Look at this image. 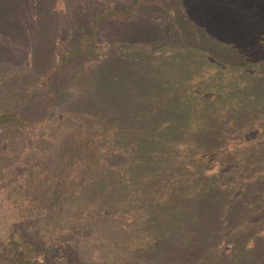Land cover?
I'll return each instance as SVG.
<instances>
[{"label":"rangeland","instance_id":"1","mask_svg":"<svg viewBox=\"0 0 264 264\" xmlns=\"http://www.w3.org/2000/svg\"><path fill=\"white\" fill-rule=\"evenodd\" d=\"M13 1H18L8 4L13 14L5 15L1 9L5 0H0V110L20 113L32 123L0 127V239L10 232L12 222L28 216L39 228L37 235L60 236L85 264H264L260 231L264 220L235 237L231 228L238 224L229 220L223 228L207 212L198 222L192 212L139 207L150 203L145 201L113 210L116 204L111 200L123 198V186L117 193L120 171L127 186L133 181L109 158L117 145L109 122L117 116L127 121L131 112L141 113V121L135 119L137 129L152 117H163L167 142L182 143L179 134L185 135L187 101L191 96L200 100L191 84L201 73L207 81L217 77L213 64L224 49L218 34L224 20L218 17L216 24L214 13L221 7L236 9L225 16L234 22L238 11L245 13L249 4H256V10L264 0H240L245 7L234 6V0H139L131 15L101 18L94 39L83 41L82 52L56 69L52 67L63 51L76 46L78 36L99 13L130 8L132 1ZM258 18L254 16L248 26L264 38V18ZM206 29L210 35L205 46ZM200 49L207 51L202 60ZM249 51L252 47L247 55ZM237 58L227 60L229 65L236 67ZM215 89L223 90L219 85ZM260 134L264 129L258 130L252 146H264L256 142L262 139ZM90 135L92 141L86 143ZM78 145L88 156L79 177L72 179L69 166L82 153ZM36 162L50 172L63 167L65 173L60 179L36 183L30 174ZM109 168L119 171L109 173ZM57 180L59 202L45 214L43 203H49ZM260 181L264 186V176ZM18 226L25 237L30 222ZM139 254L148 257L135 256Z\"/></svg>","mask_w":264,"mask_h":264},{"label":"trees","instance_id":"2","mask_svg":"<svg viewBox=\"0 0 264 264\" xmlns=\"http://www.w3.org/2000/svg\"><path fill=\"white\" fill-rule=\"evenodd\" d=\"M131 1L130 8L121 11L108 9L99 13L90 22L87 32L78 36L76 46L64 50L52 69L60 67L69 57L82 52L83 41L94 39L101 18H122L131 15L139 0ZM11 2L18 4V1L5 0V4L1 5L5 15L11 12L9 7ZM240 2L234 0L232 4L246 6ZM255 5L249 4V10L243 14L241 10H237L238 15L234 18V22L225 16L236 9L221 7L219 11L213 12V21L216 24L218 17L224 20L221 24L222 30L218 33L224 49L218 52L216 63L213 64L214 67L216 66L217 77L207 81L202 78L201 73L195 78L197 86L196 82L194 85L191 84V89L200 100L196 102L191 96V101H187L182 123L183 126L186 125L185 135L179 134L180 139H183L182 143L175 142L172 146L167 142L168 138L164 135L163 127L165 119L160 116L150 118L147 125L143 123L141 129H137L139 124H135L137 117L141 121V113L131 112L125 119L127 121H122L123 119L117 116L109 122L114 126L110 137L117 143L112 147L115 150L110 152L109 158L115 159V162L123 168L122 171L133 181V184L129 182L131 186H127L128 182H125L120 171L122 177L117 193L123 186V198L119 202L111 200V204H116L113 210L118 212L123 206L128 207L130 204L139 206L141 201H145L150 203L139 207L192 212L193 218L198 222L203 220V213L207 212L211 216L210 220L217 222L219 220L223 228L229 220H233L235 225L238 224L231 228L235 237L239 233L252 230L264 220V186H260L262 183L260 179L264 176V146H252L258 130L264 129V38L259 31L252 32L253 30L248 26L254 16L259 17L256 21L264 18L262 16L264 5H259L256 10ZM247 15L250 17L246 18ZM229 28L230 31H227ZM208 35L210 34L206 29L203 37L205 46L208 45ZM250 47L253 51H249L247 55ZM200 51L202 60L207 51L205 49ZM236 57H238V65L230 66L227 60H236ZM251 63L255 66H249ZM231 67L234 69L231 70ZM200 70L202 71V67ZM48 73L50 70L46 74ZM217 85L223 90L215 89ZM205 89L212 90L211 94L206 93ZM48 92L50 99L51 91ZM56 93L61 94L58 91ZM156 103L161 105L160 102ZM51 107L49 106L42 114L43 119L48 116ZM138 112H141L140 108ZM192 114L196 115V118L192 117ZM193 119L196 123L189 124ZM31 123L30 119L20 113L0 110V127L8 124L26 127ZM157 130L161 133L157 134ZM260 137L262 139L256 142L263 143L264 134H260ZM72 138L78 142L77 137L72 136ZM90 140L92 141L91 135L86 143ZM84 145L85 148H89L88 145ZM77 148L82 150V153L77 161L69 166L72 179L79 177L81 163L88 156V152L86 150L83 152L81 146L78 145ZM35 167L30 170V174L32 180L39 184L42 183L41 179L49 182L53 178L60 179L65 173L62 166V169H55L53 172L40 167L39 162L35 163ZM107 171L115 173L119 170L113 171L109 168ZM147 179L151 181L150 184L146 182ZM58 186L57 180L49 197V203H43L45 214H51L52 208L59 202V191L55 190ZM131 190L132 193L136 190L134 196ZM100 199L105 202L104 197L101 196ZM104 206L108 209L106 203ZM235 210L234 217L228 216ZM28 218L26 216L22 219L30 222L29 232L25 237L20 233L18 226L22 221H17L12 222V230L10 229V232L8 234L6 232L5 237L0 239V264H85L74 253L72 247L67 245L68 243L61 241L60 236L53 237L43 232H38L37 235L39 228ZM261 228L260 231L264 236V226ZM222 236L224 237L223 234ZM148 246H145V250ZM135 256L145 260L148 254Z\"/></svg>","mask_w":264,"mask_h":264}]
</instances>
